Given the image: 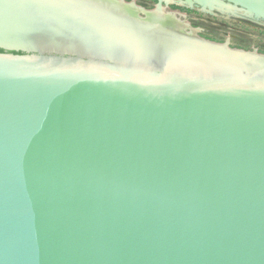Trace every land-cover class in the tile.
Returning a JSON list of instances; mask_svg holds the SVG:
<instances>
[{
	"label": "water",
	"instance_id": "1",
	"mask_svg": "<svg viewBox=\"0 0 264 264\" xmlns=\"http://www.w3.org/2000/svg\"><path fill=\"white\" fill-rule=\"evenodd\" d=\"M91 1L0 0V264H264V53Z\"/></svg>",
	"mask_w": 264,
	"mask_h": 264
},
{
	"label": "rangeland",
	"instance_id": "2",
	"mask_svg": "<svg viewBox=\"0 0 264 264\" xmlns=\"http://www.w3.org/2000/svg\"><path fill=\"white\" fill-rule=\"evenodd\" d=\"M125 1L129 2L126 5L127 8L124 6L125 10H129L130 8L131 10L135 9V11H143L141 8L133 5V2L143 9L153 10V12L146 11L145 15L147 17L154 16L158 18L160 11H164L167 13V16H170L173 24L176 22L178 23L176 25L184 27L186 31L191 30L192 33L195 31L202 38L220 43L228 41L231 47L250 51L257 50V52L264 53V22L251 20L244 16L238 8L221 5L214 10L208 11L194 7L180 6L176 4L179 3L178 0H167L169 3H163L162 8L159 10L156 5V0ZM102 2L103 0H101ZM119 5H122V3L119 2ZM108 26L111 25L108 24ZM93 40L97 41L96 39Z\"/></svg>",
	"mask_w": 264,
	"mask_h": 264
},
{
	"label": "bare ground",
	"instance_id": "3",
	"mask_svg": "<svg viewBox=\"0 0 264 264\" xmlns=\"http://www.w3.org/2000/svg\"><path fill=\"white\" fill-rule=\"evenodd\" d=\"M56 1V0H55ZM75 2H77L78 0H74ZM122 6V5H121ZM123 7V9H124V6H122ZM125 8H127V7H125ZM125 10V9H124ZM125 11H127V12H133V11H135V9H130L129 8V10H125ZM136 12V11H135ZM154 17V16H153ZM150 18H152V17H150ZM155 18V17H154ZM93 19V18H92ZM153 19V18H152ZM155 19H157V21L160 23H165V21H167V20H169V22H171V24H173V21H171L172 19H170V16L168 15L167 16V13L166 12H164V11H160V13L158 14V18H155ZM85 20V19H84ZM94 20V19H93ZM86 22H89V23H92V20L90 19V18H86V20H85ZM94 22V21H93ZM95 23V22H94ZM93 24V23H92ZM101 23H97V25L99 26ZM110 25H111V27H120V28H123V29H125V27H124V25H123V23H121V22H119V21H117V23H115V22H111V23H109ZM176 24H178V23H176L175 22V24H173L175 27H179L178 25H176ZM125 26H126V24H125ZM91 41V40H90ZM94 42H96L95 40L92 42L91 41V44H92V48H95L94 46H95V43ZM96 43H101L100 42V40H98ZM102 44V43H101ZM88 46V45H87ZM113 50H116V51H120V49L118 48V47H116V48H114ZM112 49H111V51L112 52H114Z\"/></svg>",
	"mask_w": 264,
	"mask_h": 264
},
{
	"label": "trees",
	"instance_id": "4",
	"mask_svg": "<svg viewBox=\"0 0 264 264\" xmlns=\"http://www.w3.org/2000/svg\"><path fill=\"white\" fill-rule=\"evenodd\" d=\"M0 51H3V49H2V48H0ZM13 52H15V51H13ZM18 53H20V51H18Z\"/></svg>",
	"mask_w": 264,
	"mask_h": 264
}]
</instances>
